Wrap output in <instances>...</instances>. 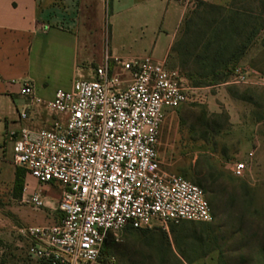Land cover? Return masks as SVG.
I'll return each instance as SVG.
<instances>
[{
  "label": "built area",
  "instance_id": "obj_1",
  "mask_svg": "<svg viewBox=\"0 0 264 264\" xmlns=\"http://www.w3.org/2000/svg\"><path fill=\"white\" fill-rule=\"evenodd\" d=\"M182 1V0H176ZM106 43L97 65L58 89L51 100L37 97L22 80L19 121L38 111L46 128L21 127L12 140V164L36 185L57 183L59 219L20 232L28 255L47 264H100L104 242L126 228H166L180 222H210L201 188L166 173L158 156L159 136L169 111L190 101L179 74L150 55L119 56ZM235 83L245 75L234 76ZM251 156V154L249 155ZM247 163L237 161L241 178ZM24 186L20 202L46 207V198Z\"/></svg>",
  "mask_w": 264,
  "mask_h": 264
},
{
  "label": "rangeland",
  "instance_id": "obj_2",
  "mask_svg": "<svg viewBox=\"0 0 264 264\" xmlns=\"http://www.w3.org/2000/svg\"><path fill=\"white\" fill-rule=\"evenodd\" d=\"M195 8L196 4L187 14ZM85 15L89 28L96 27L100 19L103 36L94 40L102 46L96 51L102 50L108 42L107 10L96 16V7L90 3ZM209 19L200 13L188 29L181 26L175 41L177 52L170 51L165 60L166 67L179 74L190 101L167 113L158 156L166 173L202 189L212 218L207 223L154 227L145 234L123 230L116 237L110 235L106 264H165L168 251L183 264L260 263L259 250L264 248V28L243 56L219 69L221 77L214 81L205 77L209 61L195 60L197 54L206 53L204 39L214 36L208 29ZM108 49L122 56L153 58L166 50ZM238 73L245 75L244 82L235 83ZM11 123L9 118L0 132V264H38L28 255L27 240L20 230L58 221L60 187L57 183L36 185L25 177L23 188L13 190L11 154L17 130ZM237 161L247 163L241 178L231 171ZM25 185L28 192L35 189L46 198V207L37 210L20 202Z\"/></svg>",
  "mask_w": 264,
  "mask_h": 264
},
{
  "label": "crops",
  "instance_id": "obj_3",
  "mask_svg": "<svg viewBox=\"0 0 264 264\" xmlns=\"http://www.w3.org/2000/svg\"><path fill=\"white\" fill-rule=\"evenodd\" d=\"M230 1L0 0V132L9 118L16 130L49 126L47 115L38 110L29 120H18L17 111L26 102L20 94L22 80L48 101L56 90H69L74 79L100 62L102 50L100 55L96 50L102 46L94 38L103 36V27L100 19L96 27H87L85 10L90 3L96 16L107 10L109 48H152L151 52L166 48L154 58L165 61L196 2L226 7Z\"/></svg>",
  "mask_w": 264,
  "mask_h": 264
},
{
  "label": "trees",
  "instance_id": "obj_4",
  "mask_svg": "<svg viewBox=\"0 0 264 264\" xmlns=\"http://www.w3.org/2000/svg\"><path fill=\"white\" fill-rule=\"evenodd\" d=\"M200 13L210 16L209 32L214 34L212 37L204 36L203 51L206 53L195 56V60H204L208 62V72L205 77H211L212 80H219V69L226 68L230 62L237 60L244 55L256 34L264 28V0H231L226 7L217 6L206 2H196V8L191 13L186 14L181 26L188 29L193 22V18L200 17ZM197 19V18H196ZM207 21V19H205ZM213 47V48H212ZM177 42L170 48L171 52H177ZM204 77V76H203ZM25 181V172L15 168L13 172L12 187L14 191H20ZM127 231L147 233L149 230H131ZM110 236L104 242L100 264H106V254L110 247ZM159 252V247H156ZM168 258L165 264H183L174 254L168 251ZM260 263L264 264V248L259 250ZM38 264H47L38 261Z\"/></svg>",
  "mask_w": 264,
  "mask_h": 264
}]
</instances>
